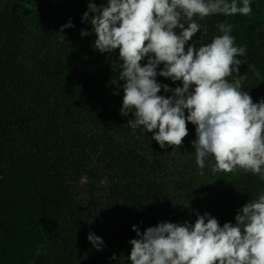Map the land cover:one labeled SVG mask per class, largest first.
<instances>
[{"label": "trees", "instance_id": "trees-1", "mask_svg": "<svg viewBox=\"0 0 264 264\" xmlns=\"http://www.w3.org/2000/svg\"><path fill=\"white\" fill-rule=\"evenodd\" d=\"M90 2L107 5L0 0V264H130L134 225L143 234L205 213L234 224L243 205L264 194L259 176L213 173L211 156L199 168L192 123L179 148L164 149L153 133L127 124L133 117L120 114L119 50L94 48L91 24L81 19ZM250 4L248 16L195 18L202 27L189 44L210 43L221 35L219 23L234 25L236 46L246 48L238 57L247 76L241 90L255 103L264 99V0ZM90 233L102 238L99 251Z\"/></svg>", "mask_w": 264, "mask_h": 264}, {"label": "clouds", "instance_id": "clouds-1", "mask_svg": "<svg viewBox=\"0 0 264 264\" xmlns=\"http://www.w3.org/2000/svg\"><path fill=\"white\" fill-rule=\"evenodd\" d=\"M251 13L250 0H107L99 7L90 2L81 19L91 24L96 50H119L118 79L124 81L120 114H131L127 124L132 129L153 133L151 139L161 149L179 148L190 122L199 168L211 156L213 173L242 171L264 180V99L254 103L241 90L247 76L239 73L244 61L238 57L245 56L246 48L236 46L234 25L219 23L221 35L210 43L189 44L202 27L195 18ZM72 26H61L60 33ZM80 35L89 33L82 30ZM248 67L259 76L255 65ZM157 75L182 86L161 85ZM162 88L172 95H158ZM132 230L138 238L129 241L130 264H264V194L243 205L234 224L221 226L205 213L197 214L193 224L161 222L143 234L135 225ZM87 240L97 251L103 245L91 233Z\"/></svg>", "mask_w": 264, "mask_h": 264}]
</instances>
